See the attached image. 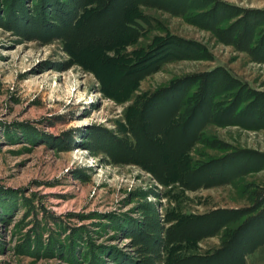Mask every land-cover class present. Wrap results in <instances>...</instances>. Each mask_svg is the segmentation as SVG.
I'll return each instance as SVG.
<instances>
[{"label": "rangeland", "instance_id": "obj_1", "mask_svg": "<svg viewBox=\"0 0 264 264\" xmlns=\"http://www.w3.org/2000/svg\"><path fill=\"white\" fill-rule=\"evenodd\" d=\"M239 8L264 0H0V264H264Z\"/></svg>", "mask_w": 264, "mask_h": 264}, {"label": "trees", "instance_id": "obj_2", "mask_svg": "<svg viewBox=\"0 0 264 264\" xmlns=\"http://www.w3.org/2000/svg\"><path fill=\"white\" fill-rule=\"evenodd\" d=\"M203 3H204L203 1H200V4H203ZM238 10H240V8ZM249 10L255 11V12H260L261 17L264 20V9H261V8L244 9V8H242L240 10V12H238V13L243 12V14L240 16L241 19L239 20L240 25L237 27V30H236L237 32H236V34L235 33L233 34L234 35L233 37H234V40L239 41V42L241 40L245 39L248 43L247 46L250 49L255 50V48L257 47L256 44H260V43L264 44V35H263L264 31L262 32V37H260L259 35L258 36L256 35L255 28L260 22L257 20L253 21V23L247 22L246 19H247V16L249 15L248 14ZM129 15H130V12L128 10H125V12L123 13L122 19L117 24V27H116L117 29L115 28L116 31L118 30L119 34L123 35V37L124 36L126 37V34H127L126 32L131 33L133 35L132 32H130L126 29L125 24L122 22L124 20L123 18L127 19L126 16H129ZM117 42H119V40L117 38H115V36L114 37L111 36L110 38L108 37L107 40L104 39V41H101V40L89 41L87 43L86 47L87 46H93L94 48H97V49H99L101 47L106 48V47H111L112 45H114V43H117ZM253 43H255V44H253ZM250 44H252L254 46V48H251ZM175 48H176L175 51L178 53H182V54L187 53L185 51V50H187V48H184L180 43H177ZM179 48L182 50H179ZM77 52H80V51H77ZM178 53H176V54H178ZM195 53L197 54V52H195ZM196 54H193V55H196ZM145 65L146 64L139 65L140 67H138V69H137V74H139L145 68ZM130 83H131V81L127 82L125 84L129 85ZM169 158H170L171 164L173 165V168H174L173 162L177 161L179 158H174V157L172 158V156H169Z\"/></svg>", "mask_w": 264, "mask_h": 264}]
</instances>
